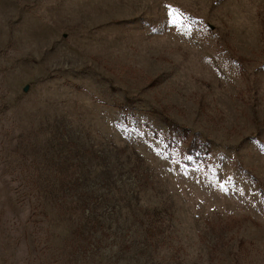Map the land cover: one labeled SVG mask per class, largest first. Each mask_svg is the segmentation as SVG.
Listing matches in <instances>:
<instances>
[{"label":"rangeland","instance_id":"1","mask_svg":"<svg viewBox=\"0 0 264 264\" xmlns=\"http://www.w3.org/2000/svg\"><path fill=\"white\" fill-rule=\"evenodd\" d=\"M0 264H264V0H0Z\"/></svg>","mask_w":264,"mask_h":264},{"label":"trees","instance_id":"2","mask_svg":"<svg viewBox=\"0 0 264 264\" xmlns=\"http://www.w3.org/2000/svg\"><path fill=\"white\" fill-rule=\"evenodd\" d=\"M80 203H84L86 204V202L88 203L87 200H79ZM94 221V218L91 217V215L85 214L84 213V209L82 210V212H80L79 217L76 219L75 222V230L78 233H80L83 229L85 230V228L87 227V225L92 224ZM152 230V227L147 228V231L150 232ZM86 234L87 235H91L89 230H86Z\"/></svg>","mask_w":264,"mask_h":264},{"label":"water","instance_id":"3","mask_svg":"<svg viewBox=\"0 0 264 264\" xmlns=\"http://www.w3.org/2000/svg\"><path fill=\"white\" fill-rule=\"evenodd\" d=\"M25 90L27 89V88H24Z\"/></svg>","mask_w":264,"mask_h":264}]
</instances>
